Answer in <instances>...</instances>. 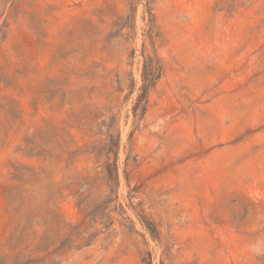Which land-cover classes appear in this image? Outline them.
<instances>
[{
    "label": "rangeland",
    "instance_id": "1",
    "mask_svg": "<svg viewBox=\"0 0 264 264\" xmlns=\"http://www.w3.org/2000/svg\"><path fill=\"white\" fill-rule=\"evenodd\" d=\"M0 264H264V0H0Z\"/></svg>",
    "mask_w": 264,
    "mask_h": 264
},
{
    "label": "trees",
    "instance_id": "2",
    "mask_svg": "<svg viewBox=\"0 0 264 264\" xmlns=\"http://www.w3.org/2000/svg\"><path fill=\"white\" fill-rule=\"evenodd\" d=\"M157 76V70L152 63L151 59H148L144 62L143 67H142V72H141V85L138 89V94L136 96V100L133 106V112L134 115L136 116L138 111H140V114H143L144 109H145V102H146V96L149 88L153 85V82ZM119 138L118 136L116 139L113 141L111 144L113 148L112 153L115 158V148L118 146ZM107 175L109 177H112L115 179L116 177V165H115V159H113L112 163L105 166ZM147 227L149 233L151 236L155 235V230L152 226L145 224Z\"/></svg>",
    "mask_w": 264,
    "mask_h": 264
}]
</instances>
